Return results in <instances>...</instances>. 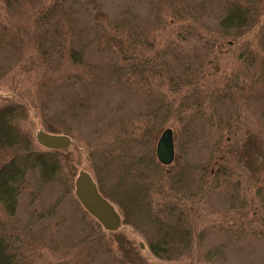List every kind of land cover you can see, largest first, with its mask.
<instances>
[{
  "label": "rangeland",
  "instance_id": "374dc122",
  "mask_svg": "<svg viewBox=\"0 0 264 264\" xmlns=\"http://www.w3.org/2000/svg\"><path fill=\"white\" fill-rule=\"evenodd\" d=\"M57 1L31 3L16 16L7 15L0 3V20L6 25L0 44L7 48L16 44L23 48L25 56L19 66L22 69L17 72L14 47L0 55V70L6 71L0 76V107L11 102L8 94L29 105H37L36 89L42 76L33 56L38 17L35 13L41 8L48 10ZM161 2L71 0L70 4L78 12L80 30L87 29L90 36L95 34L92 27L95 18L103 20L105 16L115 24L119 23L117 20L123 11H129L128 20L138 24L141 31L140 36L135 34L134 40H148L152 46L150 53L159 49L173 62L178 48L194 45L196 41L194 34L188 33V26L202 24L214 30L218 8L212 6L206 13L191 12L190 18L178 22L173 11L166 6L163 8ZM173 6L177 9V3ZM256 32L254 36L258 35ZM130 37L126 35L132 40ZM208 37L211 42L204 50L187 49L189 52L185 54L201 58L206 53L208 58L205 55L203 58L212 61L198 77L206 96L204 111L191 109L187 121L160 109L157 116L162 130L155 132L152 139L143 131L144 115L160 108L155 101L161 99V92L156 88L159 79L152 78L150 86L143 83L139 74L140 59H132L124 72L115 73L113 69L118 59L114 55L117 43L113 38L109 44H104L110 50L100 51L96 45L92 50L89 48L86 58L98 67L95 72L84 80L67 82L62 88V96H57L54 102L63 109L60 117L53 119L55 106L50 105L51 108L43 112L37 105L38 109H32L30 123H25L37 145L36 135L43 131L44 121L58 122L70 129L72 142L66 151L76 169L74 181L84 171L96 185V175H101L105 167L103 161L113 159L116 167H122L125 163L132 165L133 156L149 154L156 158L161 134L171 129L175 148L172 166L184 168L173 190L185 200V204L178 206L188 210L184 214L189 215L197 235L190 252L179 259L157 258L151 254L143 234L123 224L124 217L117 205L108 200L120 215L122 226L109 232L85 211L75 197V187L68 196L54 188L39 193L36 176L28 175L29 185L18 199L15 216L0 217V223H5L8 234L14 237L15 264H264V168L260 159L264 147V85L259 79L258 63L251 66L238 59L240 45L251 40L252 35L230 46L218 44L213 32ZM168 48L170 50L166 51ZM10 56L14 60L8 64L6 60ZM222 95L225 99H220ZM179 100L172 101V106L177 107ZM39 149L44 150L41 146ZM217 151H229L234 162L227 172L219 174L218 180L206 176L205 183H201L199 180L205 172L200 168L209 167L214 154L219 155ZM118 238H122L124 244L119 243Z\"/></svg>",
  "mask_w": 264,
  "mask_h": 264
},
{
  "label": "trees",
  "instance_id": "16d2710c",
  "mask_svg": "<svg viewBox=\"0 0 264 264\" xmlns=\"http://www.w3.org/2000/svg\"><path fill=\"white\" fill-rule=\"evenodd\" d=\"M39 1L0 0V3L7 15L16 16L21 8ZM189 1L162 0L161 6L172 10L173 17L178 22L190 18L191 12L206 13L212 6H217V24L212 31L204 28L202 24H194L199 25L197 27L189 25L188 33L194 34L196 41L194 45L178 48L173 62L171 57L159 49L150 53L152 46L148 40H134L135 34L140 36L141 31L138 24L128 20L129 11H123L117 20L119 23L115 24L110 23L105 16L103 20L95 18L92 24L95 34L90 36L87 29L80 30V18L78 12L72 9L71 0L54 2L45 11L41 8L35 13L38 16L35 19L37 30L33 32L36 43L33 56L39 63L37 70L41 69L42 76L36 89L37 105L41 106L43 112L55 106L53 119L60 117L64 112L59 104L55 105L56 97L62 96V88L67 86V82L84 80L88 74L95 72L98 67L86 58L89 48L92 50L96 45L100 51L110 50L104 44H109L112 38L117 43V52L114 55L118 62L113 69L115 73L124 72L132 59H140L139 74L141 80L145 81L143 83L150 86L149 81L152 78L159 79L156 88L161 92V99L155 101L160 108L155 113L144 115L143 131L150 139L155 132L162 130L157 116L160 109L163 108L162 111L165 110L166 113L177 114L180 119L187 121L190 119L188 113L191 109L204 111L207 105L206 96L203 95L202 83L198 77L207 70L212 61L210 58L206 60V53V59L203 58L204 55L195 58L191 55L186 57L185 54L189 52L187 49L204 50L203 47L211 42L208 34L212 32L216 35L217 43L225 46L252 35L251 40H255V43L245 40L240 45L238 59L251 66L258 63L259 79L264 85V0H199L194 4ZM75 3L76 1L73 2ZM173 3H177V9ZM192 7L195 9L192 10ZM41 12L44 14L41 15ZM132 21L135 22V19ZM3 30H6V25L0 20V37ZM254 32L258 35L254 36ZM126 35L132 36V40H128ZM168 46L171 48V45L167 44ZM13 47L17 52L15 59L18 62L14 67L18 72L22 69L19 66L25 58L22 47L13 44L7 48V45L0 44V55ZM113 47L112 45L110 48ZM12 60L14 59L10 56L6 61L9 64ZM5 72L0 70V76ZM223 96L220 99H225L226 96ZM7 99L11 102L0 107V217L11 219L16 214L19 197L29 185L28 175L36 176L35 186L39 193L44 189L54 188L59 189L63 196H68L74 191L76 169L72 167L71 155L66 150H48L43 147L44 150H41L32 139L25 123H30L32 109H38V106L17 100L12 94H8ZM178 99V106H172L171 102ZM41 128L54 135H65L69 138L71 135L70 129L58 122L44 121ZM217 152L219 155L214 154L209 167L204 165L200 168V171L205 172L204 177L199 180L201 183H205L206 176L218 180L221 177L219 174L223 175L233 164L234 159L229 151ZM262 153L260 159L263 169L264 147ZM106 160L110 164L103 161L105 167L101 175H96L97 186L104 198L118 206L124 217L123 224L143 234L151 254L157 258L179 259L189 253L197 235L192 229L194 224L191 225L189 215L184 214L188 210L178 206L179 203L185 204V200L173 190L175 181L181 178L184 168H175L172 164L169 167L163 166L157 156L155 158L149 154L133 156L130 166L125 163L122 167H116L113 159ZM0 227V264H15L14 237L8 234L5 223H0ZM117 240L124 244L122 238Z\"/></svg>",
  "mask_w": 264,
  "mask_h": 264
},
{
  "label": "water",
  "instance_id": "95a60500",
  "mask_svg": "<svg viewBox=\"0 0 264 264\" xmlns=\"http://www.w3.org/2000/svg\"><path fill=\"white\" fill-rule=\"evenodd\" d=\"M37 143L48 150L63 151L71 146V139L65 135H54L39 131ZM156 156L163 166H170L175 158L173 131L166 129L161 134L156 148ZM75 196L82 207L94 217L106 231L115 232L122 226V219L114 206L99 192L91 175L80 172L75 180Z\"/></svg>",
  "mask_w": 264,
  "mask_h": 264
}]
</instances>
